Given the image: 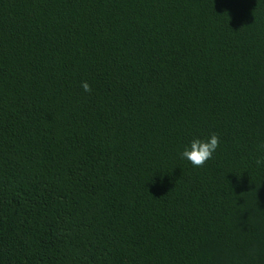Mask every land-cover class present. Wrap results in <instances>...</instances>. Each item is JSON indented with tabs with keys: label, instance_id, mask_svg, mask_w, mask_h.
I'll return each instance as SVG.
<instances>
[{
	"label": "trees",
	"instance_id": "trees-1",
	"mask_svg": "<svg viewBox=\"0 0 264 264\" xmlns=\"http://www.w3.org/2000/svg\"><path fill=\"white\" fill-rule=\"evenodd\" d=\"M258 159L264 0H0V264H264Z\"/></svg>",
	"mask_w": 264,
	"mask_h": 264
},
{
	"label": "clouds",
	"instance_id": "clouds-1",
	"mask_svg": "<svg viewBox=\"0 0 264 264\" xmlns=\"http://www.w3.org/2000/svg\"><path fill=\"white\" fill-rule=\"evenodd\" d=\"M81 87L85 92L90 91V86L86 81L81 82ZM218 147L219 138L213 133L205 140L193 138L184 146L179 156L181 159L187 160L192 166L200 167L212 158ZM256 163L258 165L264 164V160L258 159Z\"/></svg>",
	"mask_w": 264,
	"mask_h": 264
}]
</instances>
